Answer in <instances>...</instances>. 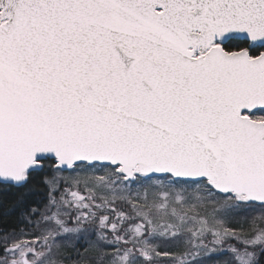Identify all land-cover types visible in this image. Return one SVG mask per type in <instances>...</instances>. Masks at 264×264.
<instances>
[{
    "label": "snow or ice",
    "instance_id": "6c2138e0",
    "mask_svg": "<svg viewBox=\"0 0 264 264\" xmlns=\"http://www.w3.org/2000/svg\"><path fill=\"white\" fill-rule=\"evenodd\" d=\"M0 264H264V0H0Z\"/></svg>",
    "mask_w": 264,
    "mask_h": 264
},
{
    "label": "trees",
    "instance_id": "16d2710c",
    "mask_svg": "<svg viewBox=\"0 0 264 264\" xmlns=\"http://www.w3.org/2000/svg\"><path fill=\"white\" fill-rule=\"evenodd\" d=\"M22 195L26 203H31L39 198L34 193L24 194L16 189L0 191V223L3 226L15 227L18 225V210H10V208Z\"/></svg>",
    "mask_w": 264,
    "mask_h": 264
}]
</instances>
